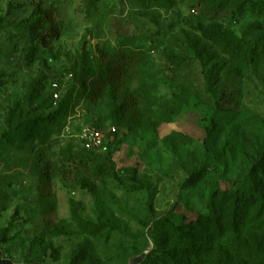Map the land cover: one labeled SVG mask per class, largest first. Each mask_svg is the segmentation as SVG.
Instances as JSON below:
<instances>
[{
    "label": "rangeland",
    "instance_id": "obj_1",
    "mask_svg": "<svg viewBox=\"0 0 264 264\" xmlns=\"http://www.w3.org/2000/svg\"><path fill=\"white\" fill-rule=\"evenodd\" d=\"M239 3L0 0L4 258L129 264L143 255L151 264L157 225L205 212L209 176L186 182L198 164H217L226 178L254 162L264 147V60L249 66L237 49L225 53L250 46L245 30L264 17L238 14ZM118 50L138 56L135 74L96 94ZM212 120L217 133L205 141ZM109 127L116 133L81 167L83 129ZM258 240L223 246L264 264Z\"/></svg>",
    "mask_w": 264,
    "mask_h": 264
},
{
    "label": "trees",
    "instance_id": "obj_2",
    "mask_svg": "<svg viewBox=\"0 0 264 264\" xmlns=\"http://www.w3.org/2000/svg\"><path fill=\"white\" fill-rule=\"evenodd\" d=\"M239 2L238 14L248 10L262 13L264 17V0ZM245 32L253 39L252 44L242 50L239 46L228 44L229 51H225V54L237 49L246 64L255 66L264 60V25L256 23L249 26ZM137 58L132 52L118 50L112 68L101 73L94 81L96 94L107 85L119 88L132 79L138 64ZM53 92L54 90L51 98ZM122 106L120 105L121 108ZM204 131L205 141L213 138L217 133L216 122L212 120L205 125ZM87 152L89 153H86L84 160L79 161V165L84 168H89L90 162L98 158L96 151ZM255 157L252 164L246 163L245 169L239 168L235 177L224 178V171L220 166L212 165L208 160L197 165L186 182H201L209 176L211 182L205 212L193 220L184 218L179 224L164 220L162 227L157 225V234L163 237L154 238L155 250L148 259L152 260L151 264H253L254 254L242 255L238 250L227 252L223 244L226 238H231L233 243L243 240V244L257 246L259 237L264 238V147ZM93 173L97 178L102 175L98 169H94ZM247 232V238L244 240V234ZM170 240L179 244L176 251L172 247L169 248ZM247 247L250 249L249 245ZM76 260L77 258L73 260L75 264L80 262ZM22 261L25 264L41 262L38 258H23Z\"/></svg>",
    "mask_w": 264,
    "mask_h": 264
},
{
    "label": "built area",
    "instance_id": "obj_3",
    "mask_svg": "<svg viewBox=\"0 0 264 264\" xmlns=\"http://www.w3.org/2000/svg\"><path fill=\"white\" fill-rule=\"evenodd\" d=\"M80 1H87V0H80ZM54 92H53V98H58V87L55 84L54 85ZM116 133V129L114 127H109L105 132L100 129H94V128H86L83 129L81 135H80V142L82 145V148L87 151H98L100 150L105 142H106V136L107 135H114Z\"/></svg>",
    "mask_w": 264,
    "mask_h": 264
},
{
    "label": "water",
    "instance_id": "obj_4",
    "mask_svg": "<svg viewBox=\"0 0 264 264\" xmlns=\"http://www.w3.org/2000/svg\"><path fill=\"white\" fill-rule=\"evenodd\" d=\"M143 259V255H140L138 257H135L133 259L130 260L129 264H140L141 261ZM0 264H16L13 261L6 259L2 256V253L0 251ZM29 264H41L39 262H35V263H29Z\"/></svg>",
    "mask_w": 264,
    "mask_h": 264
}]
</instances>
